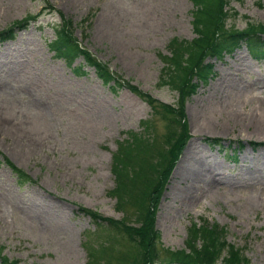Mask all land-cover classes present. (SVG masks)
Masks as SVG:
<instances>
[{"label":"rangeland","instance_id":"obj_1","mask_svg":"<svg viewBox=\"0 0 264 264\" xmlns=\"http://www.w3.org/2000/svg\"><path fill=\"white\" fill-rule=\"evenodd\" d=\"M222 7L227 30H243L246 21L264 23V0H223ZM191 9L190 0H0V31L18 22L14 37L0 42L3 260L136 264L143 252L137 240L109 232L104 222L97 226L101 220L87 211L136 227L151 209L139 200V182L117 207L109 195L112 155L135 136L143 150L139 162L154 170L146 176L149 191L172 162L167 142L175 136L168 138L175 115L153 106L178 105V91L160 81L162 56L169 54L172 38L194 36ZM65 20L76 42L125 85L109 90L89 67L75 75L78 60L67 67L54 58L47 44ZM204 61L211 64L210 74L181 100L186 137L173 150L177 157L152 227L161 249L179 250L191 222L214 223L248 264H264V57L253 58L240 42ZM209 137L221 141L210 145ZM9 164L34 182L18 185ZM183 167L188 170L181 176ZM198 170L194 187L190 174Z\"/></svg>","mask_w":264,"mask_h":264},{"label":"trees","instance_id":"obj_2","mask_svg":"<svg viewBox=\"0 0 264 264\" xmlns=\"http://www.w3.org/2000/svg\"><path fill=\"white\" fill-rule=\"evenodd\" d=\"M190 1L193 6L190 15L194 36L189 41L172 38L167 45L169 54L162 56L165 62L162 72L165 77L161 76L160 81L162 82L161 84L168 83L170 87L178 91L180 96L178 105L176 108L161 103L153 106L155 110L156 107L160 106L164 108L162 110L164 113L169 114L171 112L175 115L171 114L175 129L168 134V138H171V135L174 134L175 136L171 141L169 139L170 142H167L169 145L168 155L174 157L172 162L169 163L165 172L163 169L160 170L152 190L149 191V189H146L148 186L146 176L153 173L152 171L154 170L150 166L144 170L143 165L139 162V155L142 154L143 150H140L141 147L137 149L138 146H135L139 141L138 139L134 140L135 136L123 143V145L119 143L117 151L112 155L111 171L114 175V187L110 190L109 195L115 197L117 207H122L125 199L129 200L131 198V192L136 186L135 183L139 182L143 186L142 190L139 189V200L142 203L147 201L151 209H147L146 213L144 211V214L141 215L142 220L139 221L136 227L129 226L128 222L122 219L115 220L101 217L94 211H87V213L90 214L94 221L101 220L97 222V226L104 225V222L105 228L109 232L119 234L124 231L131 235H129L130 238L137 240V244L142 246L143 252L138 257L136 256V264L161 262H176L179 264H248V260L241 250L224 240L225 233L216 224H210L207 221H202L199 224L191 222L186 230L185 246L179 250L161 249L159 233L152 227L154 211L162 186L168 178L177 157L173 150H180L186 137V124L181 100L184 96L194 93L197 84L205 81L211 71V65L203 62L204 58L208 55L213 56L223 51H229L238 45V41L244 42L254 56L264 55V23L246 21L243 30H227L224 27V19H226L227 14L222 12L223 0ZM70 22V20H65V25L56 29L54 38L48 42V48L53 52L54 57L62 59L67 66H71L74 60L80 59L83 64H78L72 68L75 74H84L85 71L81 69L82 66H89L101 83L107 85L113 91L114 86L125 85L117 75L109 71L105 63L99 62L86 49L78 45L70 31L66 29ZM17 23H12L7 29L0 31V40L12 38L13 29ZM192 77L194 80L190 81ZM207 142L210 145L219 143L217 139H210ZM3 160L7 162L5 158ZM136 164H139V166L136 167ZM10 167L18 185L27 181L28 177L26 175L12 165ZM127 229L129 230L127 231ZM102 251L103 248L97 250L96 255L101 257ZM160 251L163 256H161ZM88 254L90 258L95 257L93 250H89ZM1 260V264H11L3 260V258ZM11 262L15 264V262Z\"/></svg>","mask_w":264,"mask_h":264},{"label":"bare ground","instance_id":"obj_3","mask_svg":"<svg viewBox=\"0 0 264 264\" xmlns=\"http://www.w3.org/2000/svg\"><path fill=\"white\" fill-rule=\"evenodd\" d=\"M263 132H264V131H263ZM187 170H188V169H186V168H184V167L181 168L180 171H179V175H181V176L186 175ZM200 171H202V170H198L197 173H191V174H190V177L193 179V180H192V181H193L192 185H193L194 187L196 186V185H194L195 182H196V180H199L198 178H199L200 175H201V174H200ZM189 172H190V171H189ZM203 173H204V172H203ZM196 175H197V176H196ZM193 186H192V187H193ZM194 187H193V188H194Z\"/></svg>","mask_w":264,"mask_h":264}]
</instances>
